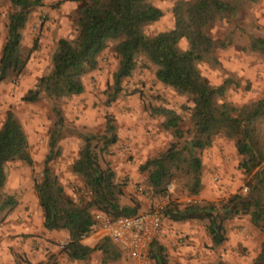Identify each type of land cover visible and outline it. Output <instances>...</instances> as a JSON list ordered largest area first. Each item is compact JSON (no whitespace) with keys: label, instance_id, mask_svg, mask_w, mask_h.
Returning a JSON list of instances; mask_svg holds the SVG:
<instances>
[{"label":"trees","instance_id":"16d2710c","mask_svg":"<svg viewBox=\"0 0 264 264\" xmlns=\"http://www.w3.org/2000/svg\"><path fill=\"white\" fill-rule=\"evenodd\" d=\"M3 1L8 2L12 10L0 58V83L10 74L19 76L24 72L27 59L22 53L23 30L33 9L43 5L41 0ZM235 12L236 6L224 0H181L172 8L174 26L151 37L146 28L164 17L163 9L151 0H81L76 14L77 35L58 41L51 71L23 98L35 103L42 94L50 98L81 95L85 91V75L98 68L101 55L114 43L119 65L114 74L112 101L122 92L124 80L136 69V58L146 57L157 67L155 76L159 83L180 96L190 97L193 103L188 108L182 106L190 113L188 134L182 128V117L177 110L153 109L165 117L163 128L171 132L174 141L159 157L140 167L146 174L151 194L168 198V185L179 177L187 180L192 195L199 196L203 184L201 152L210 149L219 137L233 142L241 156L240 167L248 185L246 194L230 196L221 209L212 202L181 207L170 198L164 209L170 222H205L203 225L213 248L225 243L226 224L236 218H248L254 230L264 232V96L238 107L225 100L232 80L211 85L200 69L204 62L219 65L216 51L224 44L211 36V30L218 21ZM183 42L185 48L181 47ZM251 49L264 55V39L253 38ZM106 120L105 133L86 137L84 147L72 164V172L82 180L88 198L75 200L67 195L52 169L51 163L61 153L58 142L64 121L60 115L50 133L42 176L34 184L43 213V227L47 231L68 233L69 242L63 251L72 261H88L97 251L102 253V264L120 261L125 254L110 238L100 239L93 247L84 240L93 234L91 227L97 213L118 218L140 210L136 202L134 206L121 204L126 190L117 181L116 172L102 166L101 157L119 141L114 116L107 115ZM97 138L102 143L99 149L92 144ZM15 161L34 165L27 134L15 114L9 111L0 128V212L7 213L18 205L14 196L2 194L7 183L6 165ZM150 259L152 264H169L159 242L152 244ZM251 264H264V241Z\"/></svg>","mask_w":264,"mask_h":264},{"label":"rangeland","instance_id":"374dc122","mask_svg":"<svg viewBox=\"0 0 264 264\" xmlns=\"http://www.w3.org/2000/svg\"><path fill=\"white\" fill-rule=\"evenodd\" d=\"M42 6L33 9L30 20L23 30L22 53L27 59L24 72L17 76L10 74L0 83V128L9 111H12L22 124L29 141L33 166L23 161L10 162L6 165L7 183L3 196H14L18 205L11 211L0 212V245L8 238L14 241L22 233L13 223H25L24 214L30 211L31 223H40L43 213L35 191V181L40 180L44 162L49 152L50 133L63 118L61 136L58 142L60 155L51 163L54 173L64 186L67 195L80 200L87 194L82 180L72 172V164L78 158L85 145V138L90 135L101 136L105 133L106 117L115 118L119 141L110 148L108 154L101 157L104 168L116 172L117 181L123 184L126 195L121 197L122 205L134 206V203L151 209L155 204H165L174 200L181 207L203 202H212L221 209L222 204L234 194H246L247 185L244 171L240 167L241 156L234 143L217 138L214 145L201 152L203 161L202 193L194 196L187 187V180L176 177L168 185V198L153 196L146 185V174L140 167L148 160L159 157L173 143L171 132L163 128L165 117L156 114L158 107L174 108L182 117L181 125L188 134L190 124L189 109L192 99L180 96L173 89L165 87L156 79L157 67L146 57L136 58L137 66L132 76L122 84L123 90L110 101L114 91V74L119 60L113 51L114 43L101 55L98 68L84 77L85 91L81 95L66 98H50L41 95L35 103L23 98L31 89H35L38 80L52 69V56L60 39H73L77 35L76 14L81 0H41ZM164 11V17L146 28L149 36L171 29L174 26L172 8L181 0H151ZM236 6L234 15L222 18L211 30V36L223 42L224 47L216 51L219 65L202 63L200 69L211 85H220L227 79L232 80L225 100L241 107L257 101L264 96V55L251 49L253 38L264 39V0H224ZM11 5L0 0V58L7 39V26ZM182 48L186 43L181 44ZM99 138L92 144L96 149L102 146ZM218 176V181L214 177ZM193 198L189 203L187 200ZM143 211V209H142ZM29 219V220H30ZM28 221V220H26ZM232 220H230L231 222ZM12 223V224H11ZM29 223V221H28ZM198 224L205 222L196 221ZM170 221L167 220V226ZM41 225V223H40ZM263 234L264 232H260ZM40 234V232H39ZM38 234V235H39ZM31 236V235H30ZM37 236V235H36ZM187 242V237H182ZM58 247L59 257L64 255L63 264L72 261L63 251L62 243L48 238ZM3 247L0 250L3 251ZM99 252V251H97ZM9 254L0 257L7 259ZM56 256V255H53ZM13 258H17L13 255ZM126 255L112 264H131ZM61 263V260L59 261ZM39 264H45L43 262Z\"/></svg>","mask_w":264,"mask_h":264},{"label":"crops","instance_id":"0c3cea01","mask_svg":"<svg viewBox=\"0 0 264 264\" xmlns=\"http://www.w3.org/2000/svg\"><path fill=\"white\" fill-rule=\"evenodd\" d=\"M145 207L147 208L143 205L141 211L142 209L144 211ZM27 213L23 215L26 218L25 223L22 225L13 223L17 225L14 226L17 229L16 233H22V237L10 241L12 237H8L10 234L14 235L13 230L1 243L0 247L4 248L3 251L0 250L1 254L9 255L7 259L0 257V264H39L41 262L63 264L64 255L61 254L58 257L57 254H54L58 247L49 242L48 238L58 241L68 240V233L47 231L43 227V219L40 222L41 225L38 222L33 224L30 219V211ZM167 227V236L159 244L164 248L169 264H215L220 261L229 264H251L258 256L260 246L264 241L263 234L254 230L249 219L244 217L236 218L226 224V241L218 248H213L205 225L198 224L196 221L170 222ZM184 236L187 237L186 244L179 243V239ZM100 239V233L97 232L87 237L84 243L93 247ZM13 255L17 258H13ZM101 259L102 253L95 252L91 259L83 264H102ZM66 262L82 264L71 262L68 259Z\"/></svg>","mask_w":264,"mask_h":264},{"label":"built area","instance_id":"2783aa9c","mask_svg":"<svg viewBox=\"0 0 264 264\" xmlns=\"http://www.w3.org/2000/svg\"><path fill=\"white\" fill-rule=\"evenodd\" d=\"M214 180L218 181V177L215 176ZM243 191L247 192L248 188L245 186ZM187 201L191 203L193 198ZM165 206L163 203L155 204L149 210L118 218L97 213L91 228L93 233H100L101 239L110 238L133 264H152L150 259L152 244L160 242L167 236ZM67 243H62V247ZM179 243L184 244V239L180 238Z\"/></svg>","mask_w":264,"mask_h":264}]
</instances>
